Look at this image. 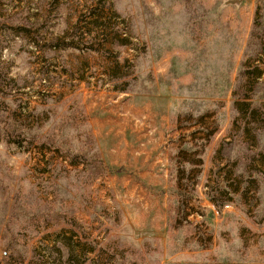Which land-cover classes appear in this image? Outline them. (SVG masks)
<instances>
[{"label":"rangeland","instance_id":"374dc122","mask_svg":"<svg viewBox=\"0 0 264 264\" xmlns=\"http://www.w3.org/2000/svg\"><path fill=\"white\" fill-rule=\"evenodd\" d=\"M0 264H264V0H0Z\"/></svg>","mask_w":264,"mask_h":264}]
</instances>
